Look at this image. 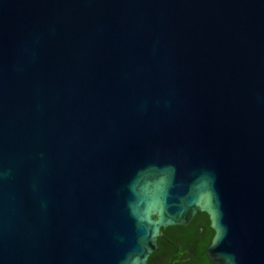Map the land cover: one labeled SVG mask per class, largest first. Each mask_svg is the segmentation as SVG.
I'll return each instance as SVG.
<instances>
[{"label": "water", "instance_id": "95a60500", "mask_svg": "<svg viewBox=\"0 0 264 264\" xmlns=\"http://www.w3.org/2000/svg\"><path fill=\"white\" fill-rule=\"evenodd\" d=\"M198 211L264 264V0H0V264H146Z\"/></svg>", "mask_w": 264, "mask_h": 264}, {"label": "trees", "instance_id": "16d2710c", "mask_svg": "<svg viewBox=\"0 0 264 264\" xmlns=\"http://www.w3.org/2000/svg\"><path fill=\"white\" fill-rule=\"evenodd\" d=\"M160 233L158 249L146 264H216L206 251L214 236L208 213L198 211L188 225L168 226Z\"/></svg>", "mask_w": 264, "mask_h": 264}]
</instances>
